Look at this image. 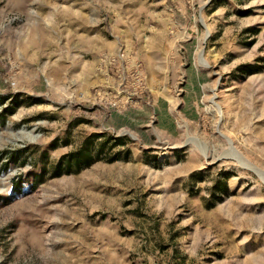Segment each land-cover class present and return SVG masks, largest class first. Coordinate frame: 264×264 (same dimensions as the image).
I'll return each instance as SVG.
<instances>
[{
  "label": "rangeland",
  "instance_id": "374dc122",
  "mask_svg": "<svg viewBox=\"0 0 264 264\" xmlns=\"http://www.w3.org/2000/svg\"><path fill=\"white\" fill-rule=\"evenodd\" d=\"M0 264H264V0H0Z\"/></svg>",
  "mask_w": 264,
  "mask_h": 264
},
{
  "label": "trees",
  "instance_id": "16d2710c",
  "mask_svg": "<svg viewBox=\"0 0 264 264\" xmlns=\"http://www.w3.org/2000/svg\"><path fill=\"white\" fill-rule=\"evenodd\" d=\"M63 160L66 164L67 173L78 172L96 162L95 158L89 154V150L85 146L81 150L67 155ZM74 169L75 171H73Z\"/></svg>",
  "mask_w": 264,
  "mask_h": 264
}]
</instances>
